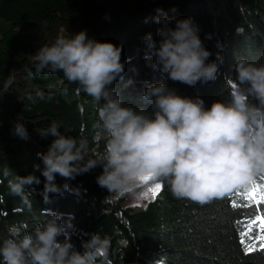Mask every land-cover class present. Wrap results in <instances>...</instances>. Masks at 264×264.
I'll list each match as a JSON object with an SVG mask.
<instances>
[{"label":"trees","instance_id":"trees-1","mask_svg":"<svg viewBox=\"0 0 264 264\" xmlns=\"http://www.w3.org/2000/svg\"><path fill=\"white\" fill-rule=\"evenodd\" d=\"M157 16L167 18L171 28L177 19L190 17L196 23L211 53L206 63L217 55L222 58L215 81L188 86L153 67L154 58L146 59L143 40L150 33L160 41ZM81 31L90 39L122 45L124 72L112 87L119 91L122 106L150 117L151 106L141 100L146 84L162 83L181 97H199L207 109L215 101H230L238 58L264 65V0H0V240L9 226L22 224L31 231L55 212L61 223L72 225L66 227V235L77 251L82 252L83 243L94 234L109 237L111 264H264V249L252 238L258 227L245 238L256 250L246 251L241 242V232L261 214L260 206H245L246 201L233 196L237 188L201 205L175 198L163 183L145 207H122L130 194L106 199L110 193L96 182L103 171L97 166L71 180L57 174L56 184L68 183L69 190L49 194L45 202L38 154L47 151L54 137H41V131L57 121L61 133L87 139L90 150L104 147V141L93 142L97 105L90 97L77 93L78 86L64 80L61 72L28 75L40 47ZM129 79L133 84L123 88ZM64 87L69 89L66 96L51 90ZM17 122L24 123L28 139L16 134ZM5 170L12 174L5 176ZM14 175L38 178L39 183L25 186L31 209L10 193ZM253 180L264 183V174Z\"/></svg>","mask_w":264,"mask_h":264},{"label":"clouds","instance_id":"clouds-1","mask_svg":"<svg viewBox=\"0 0 264 264\" xmlns=\"http://www.w3.org/2000/svg\"><path fill=\"white\" fill-rule=\"evenodd\" d=\"M155 20L162 25L160 41L150 33L143 40L146 59L154 58L153 67L188 86L215 81L222 58L217 55L206 63L211 53L199 38L196 23L190 17L177 19L171 28L167 18ZM121 53L122 45L90 39L84 31L61 35L35 53L28 75L61 72L64 80L76 84V92L97 105L93 142L104 141L103 151L90 150L87 139L61 133L57 121L39 133L54 137L47 151L38 154L45 202L49 194L69 190L68 183L56 184L57 174L71 180L97 166L103 171L96 182L110 193L106 199L125 194L141 199L152 184L167 183L175 198L201 205L222 199L264 174V65L238 58L230 101H215L207 109L199 97H181L162 83L146 84L141 100L151 106L150 117L143 110L122 106L119 91L112 87L124 72ZM132 84L129 79L123 88ZM51 90L65 96L69 91L67 87ZM15 132L28 139L24 123L17 122ZM11 174L4 171L5 176ZM33 183L39 180L32 175H14L9 181L10 193L21 197L29 209L25 186ZM46 217L31 231L22 224L9 226L8 235L0 240V264H111L109 237L94 234L83 243V251H77L66 235V227L72 225L61 223L55 212ZM62 235L65 239L60 241Z\"/></svg>","mask_w":264,"mask_h":264},{"label":"snow or ice","instance_id":"snow-or-ice-1","mask_svg":"<svg viewBox=\"0 0 264 264\" xmlns=\"http://www.w3.org/2000/svg\"><path fill=\"white\" fill-rule=\"evenodd\" d=\"M249 184L251 185L250 188L245 186L242 191L240 188H237V191L233 193V196H239L242 201L247 202L245 206L253 204L260 206L261 214L255 215L254 219H250L245 225L247 231L241 232V242L244 244L246 251L256 250L254 245L245 243V238L252 237V233L257 227L259 228V232H256L252 238L259 241L260 248L264 249V183L252 180ZM161 188L162 185H155L153 189L149 190L153 198Z\"/></svg>","mask_w":264,"mask_h":264},{"label":"rangeland","instance_id":"rangeland-1","mask_svg":"<svg viewBox=\"0 0 264 264\" xmlns=\"http://www.w3.org/2000/svg\"><path fill=\"white\" fill-rule=\"evenodd\" d=\"M147 182H149V181H142V183H144V184H146ZM154 186L155 185L152 184L150 189H153ZM116 197H118V196H116ZM116 197H114V198H116ZM152 199H153V195L150 191H148L147 194L141 199H137V198L133 197L132 195H130L122 203V207L143 208Z\"/></svg>","mask_w":264,"mask_h":264}]
</instances>
